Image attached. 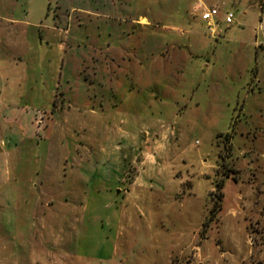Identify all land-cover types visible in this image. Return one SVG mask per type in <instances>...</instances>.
<instances>
[{"label": "rangeland", "instance_id": "rangeland-1", "mask_svg": "<svg viewBox=\"0 0 264 264\" xmlns=\"http://www.w3.org/2000/svg\"><path fill=\"white\" fill-rule=\"evenodd\" d=\"M196 1L0 0V264H264L262 9L201 0L214 40ZM189 27L209 71L175 90L171 51L152 50ZM146 50L164 73L132 87Z\"/></svg>", "mask_w": 264, "mask_h": 264}, {"label": "crops", "instance_id": "crops-1", "mask_svg": "<svg viewBox=\"0 0 264 264\" xmlns=\"http://www.w3.org/2000/svg\"><path fill=\"white\" fill-rule=\"evenodd\" d=\"M197 4H201L205 7H214V5H210L207 6L205 5L201 0H197L193 5H192V9H191V17H192V21L194 22L195 20L198 22L199 28L200 29H206L205 26L203 25L202 21L199 18L198 14L194 13V7ZM258 6L260 9H262L261 11V21L264 22V0H258ZM144 20V23H141V21ZM192 21L187 20L186 24H191ZM218 21V25L219 23H223L222 21H220L217 18ZM130 22L132 24H141V27H148L150 26V22L146 17H140L137 20H130ZM191 27H189L188 30H183L182 33L185 34L184 37V42L181 41H177L174 40L170 46H168L167 40L165 37H163L162 39L159 40L158 44L155 46V50H152L153 52L157 53L158 55H165L166 52L168 51L167 48H169V51H171V55L168 56H172L173 55V63L174 65L172 66V69L174 70V74L175 77L174 78H178L179 80V85H175V90H179L180 86H181V80L184 78V75L186 73H189L190 71H196V72H201L202 75H206L209 71V65L208 63L205 61L204 59V55H205V51H206V39H204L206 37L205 32L201 33V32H195L192 31V29H190ZM170 30H172L174 33L176 32H181V29L178 27H173L170 28ZM207 32V31H206ZM182 37V36H181ZM208 37L210 39H214L212 37H210L208 35ZM219 36H217L216 39L217 40ZM262 40L260 42H258L257 47L261 48L264 47V35L261 36ZM255 45V46H256ZM187 50V52L190 54L189 56H187V52H185V50ZM191 50V51H190ZM151 54L150 50H146L143 51L141 54V59H135V64H134V60L128 61V65L126 66V72L128 73L127 77L132 78L131 80V85L132 87L135 86V81L139 80V74L144 72V65L147 64L149 67H153V65L156 66V69L158 71H162L164 73V70L162 69L161 66V58L158 57V62L156 64L155 61L156 59H151V57L155 56L154 54ZM157 55V56H158ZM134 57H136V55L134 54ZM166 57V56H164ZM203 58L204 60H202V62H199L200 60H192L194 58ZM186 62V63H184ZM198 62V64H197ZM151 64V65H150ZM187 64H190L189 67H187ZM152 70H154V68H151ZM154 81V85H153V90L155 89L158 95H162V96H170L169 93H171V90L168 89V87L166 88L162 83H161V78L159 79H153ZM142 81V80H141ZM181 91V90H180ZM144 137V135H143ZM158 146L156 145L155 147H153L155 150ZM157 151V150H156Z\"/></svg>", "mask_w": 264, "mask_h": 264}, {"label": "built area", "instance_id": "built-area-1", "mask_svg": "<svg viewBox=\"0 0 264 264\" xmlns=\"http://www.w3.org/2000/svg\"><path fill=\"white\" fill-rule=\"evenodd\" d=\"M194 13L199 15V18L205 26L208 35L216 39L218 36L216 34V27L218 25V9L215 6L205 7L201 4H197L194 7ZM232 20L233 15L231 13H227L224 17V24L229 25L232 23Z\"/></svg>", "mask_w": 264, "mask_h": 264}, {"label": "trees", "instance_id": "trees-1", "mask_svg": "<svg viewBox=\"0 0 264 264\" xmlns=\"http://www.w3.org/2000/svg\"><path fill=\"white\" fill-rule=\"evenodd\" d=\"M230 138H231V136L229 134H226L224 140L225 141L226 140L229 141ZM225 176H226V174H223L222 177L224 178ZM223 178L220 179L215 185V188H216L218 193L215 195L216 199H215V202H214L213 207L211 209V214L212 213L215 214L220 209V204L219 203H220L221 197H222L220 191L222 190L223 185H224V179Z\"/></svg>", "mask_w": 264, "mask_h": 264}, {"label": "bare ground", "instance_id": "bare-ground-1", "mask_svg": "<svg viewBox=\"0 0 264 264\" xmlns=\"http://www.w3.org/2000/svg\"><path fill=\"white\" fill-rule=\"evenodd\" d=\"M141 23H144V20H142Z\"/></svg>", "mask_w": 264, "mask_h": 264}]
</instances>
